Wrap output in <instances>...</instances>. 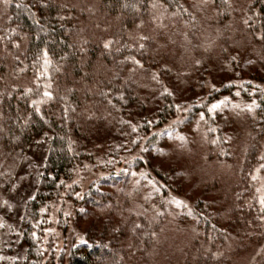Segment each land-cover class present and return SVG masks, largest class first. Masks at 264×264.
<instances>
[{
	"label": "trees",
	"instance_id": "trees-1",
	"mask_svg": "<svg viewBox=\"0 0 264 264\" xmlns=\"http://www.w3.org/2000/svg\"><path fill=\"white\" fill-rule=\"evenodd\" d=\"M211 2L215 39L204 36L197 54L169 65L156 10L163 7L170 20L197 32L198 0H12L0 18V206L21 158L50 137L45 183L22 221L28 263L41 262L39 220L70 200L76 212L67 217L88 231L86 243L70 250L69 264H235L243 255L264 264V54L244 58L233 51L240 34L264 52V0ZM211 64L222 82L194 98L193 85ZM165 76L184 82L178 85V94L188 90L183 102L159 89ZM224 99L251 108L245 152L232 147L229 117L209 111ZM196 119L204 120V135L198 170L188 173L198 187L189 186L179 165L162 169L135 156L159 151ZM99 145L106 151L97 158ZM131 162L144 167L151 191L133 185L124 167ZM80 171L91 175L85 189ZM176 201L183 202L176 207L185 226L170 231Z\"/></svg>",
	"mask_w": 264,
	"mask_h": 264
},
{
	"label": "rangeland",
	"instance_id": "rangeland-1",
	"mask_svg": "<svg viewBox=\"0 0 264 264\" xmlns=\"http://www.w3.org/2000/svg\"><path fill=\"white\" fill-rule=\"evenodd\" d=\"M230 1L238 5H247L248 3V0ZM11 2L12 0H0V18L5 15L4 13L7 11ZM198 7L201 11V17L199 19L200 30L197 32L192 31L190 28L186 29L185 27H182V25L177 22H173V19L170 20L171 16L164 14L163 7H159L158 10H156V19H158L156 24L161 30L162 35L160 47L165 50L164 54H168L165 58L167 61H165L166 64L172 65L173 63L175 64V62L176 64H179V62L180 64H184L182 58L185 57V54H197L195 52V47L201 46L204 36H214L213 32L211 33L209 29H215L218 27V24L216 23L217 11L215 7L211 0H198ZM239 35L234 38V42L238 44V47L233 49L234 54H240V56L244 58H248L250 54H264L259 47L256 49L252 48L245 40L246 38ZM171 58H173V61ZM176 59L177 61H175ZM216 68V66L211 67L206 76H204L202 82L196 81L195 85H193L195 86L193 92L194 98L207 96L211 90L220 86L222 81L218 73L215 71ZM165 77L166 80L162 81L159 89L162 90V88H169L171 93L175 94L179 102H183L186 95H188V90L184 89V94H178V92H181L178 85L180 86L184 82L178 80V82H174L173 77ZM192 77H194V74ZM189 80L191 81V79ZM159 85L160 83L158 82V86ZM190 94L192 93H189V95ZM225 103L226 105H224ZM214 104H219L220 107L213 111H223L230 119L232 124L231 128H233V149H242L243 152H245L244 141L245 136H247L245 115L251 110L250 106L246 107L237 100L232 101L228 99H224ZM202 135H204V120L196 119L190 124L185 125L181 131L170 135L159 151H149V149H146L144 152L140 153L141 155L135 154V156L142 157L146 161V164L159 166L162 169H168L179 165L177 169L183 174L186 175L187 173L189 175V177L185 176L184 179L187 181L189 180V186L198 187L196 179H194L193 175L190 176L189 173L191 169L193 171L198 170L197 163L199 160L196 151ZM181 137H183V139H181ZM49 140V136H43L36 140L28 152L21 158L14 174L12 175L9 190L0 206V259L5 264H30L26 259V245L22 242V221L27 203L33 199L44 186L45 182L43 180V173L46 168V161L50 149ZM105 151V145L95 146L94 154L99 158ZM185 161L189 162L187 166L185 165ZM134 165L135 164L131 162L124 166L127 173L133 176V185H136L138 188L141 187L144 192L151 191L153 185L151 182L148 183L145 181L144 167L137 169ZM261 173L262 172H260V175ZM259 180L261 181V178H259ZM77 181L81 182L82 189H85L91 182V175L84 171H80L77 174ZM187 195L188 197H186ZM183 197L188 199L197 198V196L193 197V195L190 196L187 193H185ZM181 199L183 198L181 197ZM5 201H7L6 204ZM65 201V204L62 205L60 202L59 204H56L54 208L51 207L50 210H48L49 212L46 211L47 215H44V217H46L43 220L44 223L41 220L44 217L38 222L36 238L40 241V249L42 250L41 262L39 264H69L68 257L70 250L86 241L85 237L88 231V225L84 223L75 224L70 217H67L68 214L71 216L73 213L75 214L76 208L70 200ZM183 201L185 200L183 199ZM185 202L189 201L187 200ZM174 204L175 205H172L171 207L172 214L167 220L170 231H176L185 226L179 224L177 216V213L179 212L176 207L178 204ZM78 206L80 205L78 204ZM80 209L82 210L83 208L80 207ZM60 216H63V218L65 217V219L68 218L69 222L63 221ZM178 239L181 243V238L179 237ZM254 256L255 255H246L245 258L243 255L241 258L236 259V262L234 261V263L241 264V262L245 261L248 262V264L253 263L254 260L257 259H254Z\"/></svg>",
	"mask_w": 264,
	"mask_h": 264
},
{
	"label": "snow or ice",
	"instance_id": "snow-or-ice-1",
	"mask_svg": "<svg viewBox=\"0 0 264 264\" xmlns=\"http://www.w3.org/2000/svg\"><path fill=\"white\" fill-rule=\"evenodd\" d=\"M245 23L247 24L248 21L245 20ZM260 38H261V39H264V37H260ZM142 39H146V37H142ZM110 44H111V41L106 42V43L104 44V47H105V48H108V47L110 46ZM140 47L143 48V44H141ZM133 62H134L135 64H137V65H140V61L135 60L134 58H133ZM197 63H199V61H197ZM140 66L142 67V65H140ZM153 78L155 79V77H153ZM165 92H167L168 95H171V94H172V93L169 92L167 89H165ZM44 95L47 96V97H49V98L51 97V93H50V92H45ZM178 107H179V106H178ZM219 107H220L219 104H214V105L211 106V108H209V111H213V110H215V109H217V108H219ZM37 111H39L38 108H37ZM201 118L203 119V114H201ZM181 139H183V137H181ZM262 159H264V157H262ZM261 168H264V165H261ZM255 178H256V177H253V179H255ZM6 203H7V201H5V204H6ZM176 203L179 205V204H182L183 202H181V201H176ZM261 203L264 204V199L261 200ZM137 227H139V225H137ZM84 242L86 243V241H84Z\"/></svg>",
	"mask_w": 264,
	"mask_h": 264
}]
</instances>
